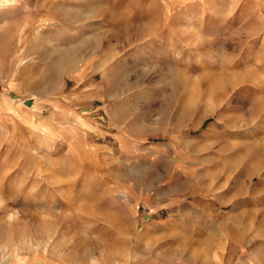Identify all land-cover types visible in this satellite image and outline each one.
<instances>
[{"label":"rangeland","instance_id":"374dc122","mask_svg":"<svg viewBox=\"0 0 264 264\" xmlns=\"http://www.w3.org/2000/svg\"><path fill=\"white\" fill-rule=\"evenodd\" d=\"M6 1L0 264H264V0Z\"/></svg>","mask_w":264,"mask_h":264},{"label":"bare ground","instance_id":"6f19581e","mask_svg":"<svg viewBox=\"0 0 264 264\" xmlns=\"http://www.w3.org/2000/svg\"><path fill=\"white\" fill-rule=\"evenodd\" d=\"M67 52H69L68 53V55H67V57H71L74 53L73 52H75V50L73 49V50H69V51H66V54H67ZM63 54V53H62ZM60 59H62L63 58V56H60L59 57ZM63 60V59H62ZM16 109V108H15ZM16 111V110H15ZM122 196L123 197H125V196H127V195H124V194H122ZM19 249V248H18ZM16 252V255L18 254L17 253V250L15 251ZM19 252V251H18ZM12 256V255H11ZM8 257V256H7ZM16 257V256H15ZM9 258V257H8ZM11 258V257H10ZM17 259V258H16Z\"/></svg>","mask_w":264,"mask_h":264},{"label":"crops","instance_id":"0c3cea01","mask_svg":"<svg viewBox=\"0 0 264 264\" xmlns=\"http://www.w3.org/2000/svg\"><path fill=\"white\" fill-rule=\"evenodd\" d=\"M6 2H7L6 0H0V8H6L5 7V5L7 4Z\"/></svg>","mask_w":264,"mask_h":264},{"label":"water","instance_id":"95a60500","mask_svg":"<svg viewBox=\"0 0 264 264\" xmlns=\"http://www.w3.org/2000/svg\"><path fill=\"white\" fill-rule=\"evenodd\" d=\"M25 102H26V104H31L32 103V99H27Z\"/></svg>","mask_w":264,"mask_h":264}]
</instances>
